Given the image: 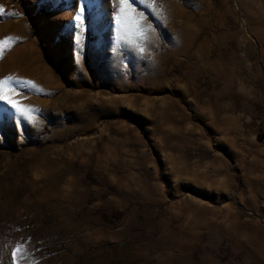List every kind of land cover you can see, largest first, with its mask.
<instances>
[{"label":"rangeland","instance_id":"obj_1","mask_svg":"<svg viewBox=\"0 0 264 264\" xmlns=\"http://www.w3.org/2000/svg\"><path fill=\"white\" fill-rule=\"evenodd\" d=\"M119 7L0 0L41 110L0 103V264H264V118L231 99L264 102V0H137L130 40Z\"/></svg>","mask_w":264,"mask_h":264},{"label":"snow or ice","instance_id":"obj_2","mask_svg":"<svg viewBox=\"0 0 264 264\" xmlns=\"http://www.w3.org/2000/svg\"><path fill=\"white\" fill-rule=\"evenodd\" d=\"M143 3V0H139ZM120 5L119 10L115 13V24L117 25L118 31L122 34V39L130 40L135 35H144V28L142 20L144 19V13L138 10L137 0H118ZM83 11V9H82ZM151 14V13H150ZM10 15H19V13H11ZM76 20H82V16H77ZM75 26V24H74ZM18 38L13 36L5 37L0 40V57L3 55L5 48L10 49L12 44ZM74 43V56L77 52L82 54L83 50L77 43V37L73 35ZM131 43L135 44L136 41L131 39ZM139 51L144 52V48L140 47ZM16 79L13 75H9L3 79H0V103L10 106L12 110L13 118L17 121L24 120L32 124L36 123V114H41V110L33 105H27L21 102V100L14 98L17 94L16 87H11L10 82ZM17 86L23 84L24 87L32 85L35 88V83L31 80H16ZM31 238H28L27 242H20L15 245L12 249L13 264H23L24 260L28 258V243ZM38 264V261L35 262Z\"/></svg>","mask_w":264,"mask_h":264},{"label":"trees","instance_id":"obj_3","mask_svg":"<svg viewBox=\"0 0 264 264\" xmlns=\"http://www.w3.org/2000/svg\"><path fill=\"white\" fill-rule=\"evenodd\" d=\"M141 91L146 92V91H148V89L144 87V88H141ZM231 99H233L234 101L238 102L239 105L248 104V105L253 106V108L256 110V112L260 116V118H264V102H261L259 99L252 101V100L243 98V97H241V96H239V95H237L235 93L231 94ZM263 128H264V124H261V126L259 128L260 129L259 131H262ZM259 137L261 139H264V130L261 133H259Z\"/></svg>","mask_w":264,"mask_h":264},{"label":"bare ground","instance_id":"obj_4","mask_svg":"<svg viewBox=\"0 0 264 264\" xmlns=\"http://www.w3.org/2000/svg\"><path fill=\"white\" fill-rule=\"evenodd\" d=\"M1 38H3L2 37V32H1V30H0V40H2ZM16 54L15 53H11V54H9L8 56H7V58L5 59V60H3V65L5 66V65H7V62L13 57V56H15Z\"/></svg>","mask_w":264,"mask_h":264}]
</instances>
